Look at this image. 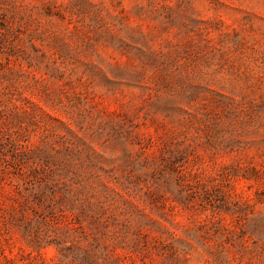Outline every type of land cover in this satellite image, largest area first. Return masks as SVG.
Here are the masks:
<instances>
[{
    "label": "rangeland",
    "instance_id": "374dc122",
    "mask_svg": "<svg viewBox=\"0 0 264 264\" xmlns=\"http://www.w3.org/2000/svg\"><path fill=\"white\" fill-rule=\"evenodd\" d=\"M0 264H264V0H0Z\"/></svg>",
    "mask_w": 264,
    "mask_h": 264
}]
</instances>
